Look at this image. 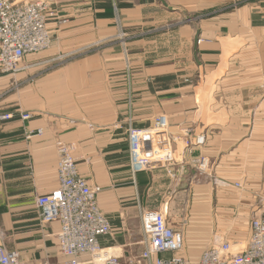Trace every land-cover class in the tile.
<instances>
[{"label": "crops", "instance_id": "crops-1", "mask_svg": "<svg viewBox=\"0 0 264 264\" xmlns=\"http://www.w3.org/2000/svg\"><path fill=\"white\" fill-rule=\"evenodd\" d=\"M41 1L50 47L0 73V114L14 115L0 120V244L21 264L63 261L59 223H41L35 205L58 185L62 142L100 188L112 229L101 247L140 252L142 212L166 210L189 261L222 241L244 248L264 216V0ZM159 115L174 162L132 174L126 129H153Z\"/></svg>", "mask_w": 264, "mask_h": 264}, {"label": "built area", "instance_id": "built-area-1", "mask_svg": "<svg viewBox=\"0 0 264 264\" xmlns=\"http://www.w3.org/2000/svg\"><path fill=\"white\" fill-rule=\"evenodd\" d=\"M54 13L44 1L0 0V73H16L22 59L50 47L47 28ZM21 119L30 118L28 112H18ZM11 113L0 114V120L13 118ZM155 128L128 126L129 167L132 174L165 167L174 162L171 142L164 115L154 121ZM171 137V138H170ZM204 136H196L195 144H202ZM186 145L192 141L185 139ZM57 187L35 197L41 223L56 221L57 249L64 257L58 264H264V217L250 220V234L244 248L234 250L228 241L212 245L189 261L180 251L183 232L167 223L166 210H145L141 214L143 248L122 258L111 247H101L99 236L111 233L107 217L99 210L96 195L99 187H90L77 170L72 146L57 142ZM195 170L204 173L209 160L199 156L193 160ZM164 254H169L164 256ZM0 264H21L20 252L0 244Z\"/></svg>", "mask_w": 264, "mask_h": 264}, {"label": "rangeland", "instance_id": "rangeland-1", "mask_svg": "<svg viewBox=\"0 0 264 264\" xmlns=\"http://www.w3.org/2000/svg\"><path fill=\"white\" fill-rule=\"evenodd\" d=\"M263 217H264V216H263ZM125 255H127L126 252H125ZM51 262H52V263H51ZM53 263H54V264H56V263L58 264L57 260H56V261H51V260H50V261L48 262V264H53ZM37 264H44V263L41 262V263H37Z\"/></svg>", "mask_w": 264, "mask_h": 264}, {"label": "bare ground", "instance_id": "bare-ground-1", "mask_svg": "<svg viewBox=\"0 0 264 264\" xmlns=\"http://www.w3.org/2000/svg\"><path fill=\"white\" fill-rule=\"evenodd\" d=\"M173 138H175L174 136H173ZM188 146V145H187ZM73 150V149H72ZM73 156V155H72ZM74 159V158H73ZM75 161V160H74Z\"/></svg>", "mask_w": 264, "mask_h": 264}]
</instances>
